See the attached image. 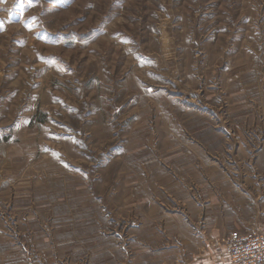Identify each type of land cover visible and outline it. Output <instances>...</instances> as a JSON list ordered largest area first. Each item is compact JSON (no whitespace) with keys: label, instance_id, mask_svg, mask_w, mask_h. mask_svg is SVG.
Listing matches in <instances>:
<instances>
[{"label":"rangeland","instance_id":"obj_1","mask_svg":"<svg viewBox=\"0 0 264 264\" xmlns=\"http://www.w3.org/2000/svg\"><path fill=\"white\" fill-rule=\"evenodd\" d=\"M245 181L264 0H0V264H148Z\"/></svg>","mask_w":264,"mask_h":264},{"label":"crops","instance_id":"obj_2","mask_svg":"<svg viewBox=\"0 0 264 264\" xmlns=\"http://www.w3.org/2000/svg\"><path fill=\"white\" fill-rule=\"evenodd\" d=\"M226 192V198L203 206L184 200L182 214L172 213V252L148 254V264H231L221 239L231 232L264 231V183L245 181Z\"/></svg>","mask_w":264,"mask_h":264},{"label":"built area","instance_id":"obj_3","mask_svg":"<svg viewBox=\"0 0 264 264\" xmlns=\"http://www.w3.org/2000/svg\"><path fill=\"white\" fill-rule=\"evenodd\" d=\"M222 241L231 264H264V232H231Z\"/></svg>","mask_w":264,"mask_h":264}]
</instances>
